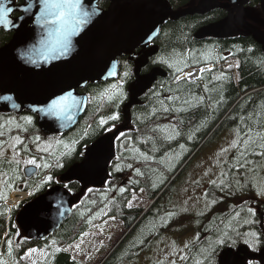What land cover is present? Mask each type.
Masks as SVG:
<instances>
[{
	"label": "trees",
	"instance_id": "16d2710c",
	"mask_svg": "<svg viewBox=\"0 0 264 264\" xmlns=\"http://www.w3.org/2000/svg\"><path fill=\"white\" fill-rule=\"evenodd\" d=\"M13 1L17 6L24 4V0ZM105 2L103 4L108 8L109 3ZM168 2L172 5L170 0ZM186 2L173 1L174 7ZM183 4L172 11L180 10ZM197 24L199 17L186 16L163 26L156 41L158 53L149 60L142 74L160 69L166 77L158 78L152 87L136 97V102L131 94L136 85L135 66L128 58L120 59L118 80L80 91L88 98L86 112L77 126L65 134L44 135L38 128L36 116L0 110V153L13 137H19L23 140L19 152L26 158H36L40 165H48L38 168L35 176L26 179L20 164L0 159V174L7 184L6 199L0 203V264H82L73 261L65 249L105 219L120 221L124 229L130 230L126 242L147 228L139 243L148 235H154L156 230L166 229L170 237L184 239L182 236L188 235L195 238L187 249L188 257L176 264H197L198 261L200 264H220V255L225 250L236 252L245 247L253 255L264 249V192L257 187L255 195L260 198L239 196L236 180L238 174L241 181L243 176H255L259 170L264 179V52L250 38L238 36L226 41H196L191 31ZM11 37L0 31V49ZM209 66L212 69L203 71L196 81L180 80V76L189 70ZM113 85H116L115 89ZM114 114L118 119H109ZM26 117L31 118L30 123L24 119ZM102 119L107 123L101 126ZM123 126L126 130L115 141L116 156L105 186L85 190L72 207L69 219L47 241L25 238L15 223L20 207L8 214L5 204L14 189L10 184H21L23 192L32 193L30 200L35 199L55 186L66 169L82 161V151L103 135ZM226 127L235 129L238 136L223 150L225 160L218 172L220 180L214 182L218 188H209L215 193L205 194L208 209L205 208L204 213L196 212L197 193L194 192L190 201L185 193L173 197L172 186L185 173L186 162L201 144L205 141L196 155ZM38 145L46 147L39 154L36 152ZM181 149L184 150L181 161L169 163L170 166L164 169V159L171 158ZM231 150L233 153L229 156ZM214 172L211 170L209 174ZM48 177L51 179L45 182ZM210 183L213 185L212 180ZM64 187L74 197L82 191L77 182ZM140 190L153 202L152 206L148 210L128 209L133 194ZM177 200L184 206L182 212L172 206ZM18 202L13 198L10 205ZM188 205L191 207L186 209ZM248 233L256 236L253 238L246 235ZM221 239L223 243L218 244ZM246 240L254 246L250 247ZM32 249L42 252L44 257H34L27 263L23 258ZM136 249L140 250V245L134 243L123 255H126L124 260L109 264H125L121 262L130 260ZM117 251L118 248L106 263ZM247 264L259 263L250 261Z\"/></svg>",
	"mask_w": 264,
	"mask_h": 264
},
{
	"label": "water",
	"instance_id": "95a60500",
	"mask_svg": "<svg viewBox=\"0 0 264 264\" xmlns=\"http://www.w3.org/2000/svg\"><path fill=\"white\" fill-rule=\"evenodd\" d=\"M101 1L81 0V9L91 15L78 34L69 37L67 51L61 50L62 45L53 44L55 36L49 35L53 26L41 27L37 21L39 0H33L35 6L30 14L15 11L10 16L13 23L7 27L0 26V31L12 35L10 42L0 49L2 112L15 115L28 112L37 117L38 128L44 135L65 134L77 126L86 112L87 95L79 92L88 86L116 81L120 59L123 58L134 62L136 85L131 94L136 102L139 93L152 87L158 78L166 77L160 69L142 74L149 60L158 53L154 42L162 27L168 21L176 22L216 8L231 10L232 14L223 22L200 29L195 35L197 40L229 38L231 28L228 20H233L264 48V33L233 17L234 13L241 17L245 12L243 5L248 0H200L196 7L175 12L167 0H109L105 11L98 7ZM222 1L228 4L218 5ZM12 4L17 8L21 6H16L13 0ZM137 50H140L138 54L135 53ZM114 64L117 75L112 76L109 71ZM68 94L70 112L49 111L48 106L53 100ZM4 97L11 99L5 101ZM125 130L126 126H123L103 135L85 150L81 162L60 175L58 185L21 207L15 223L25 238L35 241L51 238L69 219L72 207L85 190L105 186L110 165L116 156V138ZM36 173V167L24 170L27 179ZM72 182L82 186L76 197L64 187V184ZM248 261L264 264V249L255 255H250L245 247L236 252L228 249L219 258L220 264H247Z\"/></svg>",
	"mask_w": 264,
	"mask_h": 264
},
{
	"label": "rangeland",
	"instance_id": "374dc122",
	"mask_svg": "<svg viewBox=\"0 0 264 264\" xmlns=\"http://www.w3.org/2000/svg\"><path fill=\"white\" fill-rule=\"evenodd\" d=\"M235 15L237 14H234V16ZM206 70L210 71L209 68H207ZM184 77H187L188 81H195L188 75ZM237 136L238 133L235 129L226 127L225 130L222 129L221 131H219L215 139L204 145L196 155V152L204 144V141L194 153V158L192 156L186 162V164H188V167L186 168V171H184L185 173L181 174L180 177L176 181H174L175 183L172 186L174 190L173 197L185 193L184 196L188 199V201H190V199L194 195V192L197 193L195 201L196 212L204 213L203 211L205 210V208L208 209L209 206V202L207 201L205 194L211 191V189L209 188H212L214 190L218 188L216 187V185H214V182L217 179L218 182L220 180V175L218 172L219 170H222V162L225 160V154L223 150H225L227 146L233 143V140ZM22 141L19 137H14L9 145L1 151L0 158L11 159V161H15L20 164L22 167L21 169H24L25 167L33 166L26 164V161L33 158H26L25 155H23L21 152L15 153V151H13L15 150L13 147H18L22 143ZM45 148L46 147H44L43 145H38L36 147V152L38 154L42 153ZM27 152L29 153V150H27ZM84 152L85 151H82V160ZM183 152L184 150L181 149L176 150L171 156L168 155L167 157L170 156L171 158L164 159L163 162L166 165L164 169H167V167L170 166L168 165L169 163H179L184 156V154H182ZM231 153H233V150L229 151L228 155L230 156ZM66 154L67 153H65L64 156ZM34 160L38 164H40V162L37 161L36 158ZM211 170L216 172L209 174V171ZM181 171L182 170H180L177 175ZM211 180L213 181V185H211L210 183ZM236 180L238 182L237 193L239 194V196L254 195L257 198H260V195H255L257 187L261 188L264 192V179L261 178L260 170L256 173L255 176H243V180L241 181L238 174ZM206 183H208V186H211L204 187ZM214 190H212L211 192L215 193ZM178 201L179 200L174 202L172 206L179 212H182L184 210V206L181 202ZM152 204L153 202L148 199L145 192L143 190H140L138 193L133 195V198L129 203V207H132L133 209L137 208L140 210H148L152 206ZM190 207L191 206L188 205L186 209H189ZM166 230H158L157 233L160 234L158 237L149 240V236L145 241L141 240V243H139V238L145 235L144 233L148 231L147 228L143 231H140V233H138L135 237L126 242L125 238L130 233V230L124 229L122 223L119 221L113 219H105L97 224H94L89 232L82 235L81 238L77 242L73 243V245L68 247L66 251L70 254L73 261H78V263L82 264L118 263L120 259H125L126 255H123L130 251L134 243H137V245H140L141 248L144 246L143 250L140 251L136 249V251L134 252V256L130 260L121 263L151 264L150 262L153 260H159L155 261L153 264L182 263L184 260L181 259V257H185L186 259L189 255V250H186L185 248L191 246L194 240L187 239L185 241L187 246H185L184 249H180L181 245L179 240H177L175 236L170 237V232H165ZM116 248H118L117 253L114 254L112 259L108 260V262L106 263L107 258L110 257V255L114 250H116ZM38 256L40 257L42 256V254H34L32 251H30L25 255L23 260L28 263L31 259ZM164 259L169 260L162 261Z\"/></svg>",
	"mask_w": 264,
	"mask_h": 264
},
{
	"label": "snow or ice",
	"instance_id": "6c2138e0",
	"mask_svg": "<svg viewBox=\"0 0 264 264\" xmlns=\"http://www.w3.org/2000/svg\"><path fill=\"white\" fill-rule=\"evenodd\" d=\"M39 5L40 7L39 14L37 16V21L41 23V27H44L46 25L53 26L49 31V35L55 36L53 44H60L62 45L61 50L67 51L69 37L78 34V32L82 29V26L87 23L88 17L91 14L81 9V0H39ZM34 6L35 5L33 3V0H25V3L19 8L15 7L12 4V0H0V26L7 27L13 23V21L10 19V16L13 12L20 11L25 14H30ZM21 19H23V17H21ZM115 68L116 66L114 64L109 71L110 75H117ZM126 75L127 73H125V76ZM112 87L113 89H115L116 85H113ZM69 96L70 94L66 96H61L53 100L48 106L49 111H58L63 112L65 114L70 112V105L68 103ZM111 98L112 97H109V99ZM2 99L7 101L10 100L11 97H4ZM68 118L71 119V116L68 115ZM24 119L29 123L31 122L30 117H26ZM109 119L117 120L118 116L114 114L109 117ZM105 123H107L106 120L102 119L100 121L101 126ZM65 147L68 146L65 145ZM69 151H71V149ZM26 164L33 165L36 168L48 167L47 164H38L34 159H29L28 161H26ZM50 179L51 178L48 177L45 182ZM31 194L32 193L30 192L29 195ZM0 198L6 199V197L2 194H0ZM246 235H249L253 238L256 236L255 233H248ZM217 243H223V239L217 241ZM245 243H249L250 247L254 246L247 240L245 241ZM31 251L35 252L37 250L32 249ZM181 259H185V257H181ZM197 264H200V262L198 261Z\"/></svg>",
	"mask_w": 264,
	"mask_h": 264
},
{
	"label": "flooded vegetation",
	"instance_id": "af4514ba",
	"mask_svg": "<svg viewBox=\"0 0 264 264\" xmlns=\"http://www.w3.org/2000/svg\"><path fill=\"white\" fill-rule=\"evenodd\" d=\"M105 1L109 3V0H102L100 2V3H102V5H100V3H99V5L102 6L103 10H106L105 8H107V6L103 4V2H105ZM170 1L172 2V5L170 4L172 6V7L170 6L171 9H173L175 7L178 8V6H181V4L184 3L183 2L180 5H178V6L176 5L174 7V3H173L174 0H170ZM186 1H187L186 4L185 5L183 4V6H182V8H180V10H175V11H183V10L188 9L189 7H196L198 5V3L200 2V0H186ZM220 3L221 4H228L227 2L222 1V2H219L218 5ZM243 10L245 12L242 13L241 17H237V15L234 16V14H236V13L233 14V17L237 18V20L240 21V22H243V20H244V22L246 24H248L249 26H252L254 29H256L257 31H259L261 33H264V4H263V0H248V2L245 5H243ZM230 14H232L231 10H226L225 8H216V9H213L212 11L207 12L205 14H195V15H193V16L199 17V24H197V26L191 31L192 32V38L194 40H196V41H199V42H204V41L211 42L212 39L218 40V41H226V40H230L233 37L238 36V37L243 38V39L250 38L254 42L253 38L251 36H249V35H246L245 34L246 32L244 31V29L240 28V26H238L233 20H228L229 23H230V28H231V36L229 38H221V39L205 38V39H202V40H197L196 39L195 35L200 29L208 27V26H211V25H214V24H217V23H220V22H223V21L227 20V18H228V16ZM193 16H189V17H193ZM162 29H163V27H162ZM162 29L160 31V34L162 33ZM156 41H157V39H156ZM156 41L154 42V45L157 44ZM254 43L257 46L260 47L261 51L264 52V48L262 46L258 45L256 42H254ZM202 44L205 45V43H202ZM139 52H140V50H137L135 53L138 54ZM141 93H139L138 95H140ZM13 148L15 149V150H13V151H15V153H19V150H18L19 148L17 146H14ZM0 159H7V160L11 161V159H8V158H0ZM10 185L13 186L14 189L9 193V197L14 192H16L17 189L20 190V188L22 187L21 184H19V183H12ZM6 190H7V184L3 181L2 176L0 174V194H2L4 196ZM1 202H3V198H0V203ZM128 209L132 210L133 208L128 206ZM134 209H137V208H134ZM156 231H158V230H156ZM159 235L160 234H158L156 232L154 235H148V237L150 236L149 240H151L153 238L158 237ZM182 237L184 239H181V238L178 239L177 238V240H179L180 245H181L180 249H184L185 248V246H186L185 241L187 239H193L195 241V238H189L188 235H183ZM147 243H149V242H147ZM143 248H144V246L142 248L140 246V251H142ZM185 249L187 250L188 247H186ZM169 259H164L162 261H166V260H169ZM155 261H159V260H153L150 263H154ZM76 262L78 263V261H76Z\"/></svg>",
	"mask_w": 264,
	"mask_h": 264
},
{
	"label": "bare ground",
	"instance_id": "6f19581e",
	"mask_svg": "<svg viewBox=\"0 0 264 264\" xmlns=\"http://www.w3.org/2000/svg\"><path fill=\"white\" fill-rule=\"evenodd\" d=\"M198 74H199V73H197L195 76L198 77ZM23 198H24V196L15 197V198H14V201H21Z\"/></svg>",
	"mask_w": 264,
	"mask_h": 264
}]
</instances>
